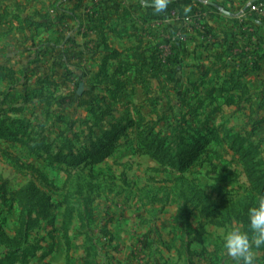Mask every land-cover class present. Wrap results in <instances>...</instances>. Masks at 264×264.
<instances>
[{
    "label": "rangeland",
    "instance_id": "374dc122",
    "mask_svg": "<svg viewBox=\"0 0 264 264\" xmlns=\"http://www.w3.org/2000/svg\"><path fill=\"white\" fill-rule=\"evenodd\" d=\"M74 1L0 0V117L31 124L28 135L0 133V264H236L222 235L246 229L264 193V58L254 63L264 10L244 13L254 0H198L203 8L185 16L190 0L163 11L156 0H83L91 13L117 12L107 39L123 59L105 76L93 75L107 52L92 53L101 27L94 36L78 28L76 40L65 26L79 17ZM35 19L49 27L30 26ZM239 25L263 42L240 63L214 55L233 41L211 46L199 32ZM233 70L247 90H208ZM39 134L53 156L29 149L44 153ZM253 251L264 264V245Z\"/></svg>",
    "mask_w": 264,
    "mask_h": 264
},
{
    "label": "trees",
    "instance_id": "16d2710c",
    "mask_svg": "<svg viewBox=\"0 0 264 264\" xmlns=\"http://www.w3.org/2000/svg\"><path fill=\"white\" fill-rule=\"evenodd\" d=\"M83 0H78L77 3L75 4V7H79V5L82 3ZM262 2V0H254V3H259ZM200 4H202L201 2H199L198 0H190V3L188 4H183V8L181 11L182 13L185 15L187 13V10H190L192 12L194 11H198V9L200 8ZM169 9L174 8V7H178L177 5V0H167V4H166ZM187 7H191V9H188ZM201 8H203L201 6ZM127 11V10H126ZM123 14H125V12ZM202 12V11H201ZM249 12V6H247V8L245 9L244 13ZM93 13H99L96 9L93 11ZM254 16H256L255 13H253ZM186 16V15H185ZM28 24L30 26L33 27H38V26H46L49 27V24L47 22H38V21H31L28 22ZM240 25L238 30H235L234 32H230L231 36H233V40H230L229 38V33L225 32L224 34L220 35V33H218L217 30L215 29H210L208 33H204V30H200L199 32L203 35V37H205L206 39H208V36H211V46L212 44L215 45H220V47L223 46H227V44H229V41H233L231 46H229L228 48H226L225 50H222L219 53L214 54L216 56V58H227L230 59L231 57H233L235 54H237V56L234 58V60L238 63L241 62V58H243L244 55H253L255 53H257V50H261L262 49V45H261V36L258 34V31H251L248 32L247 30H245V28ZM112 30H115V28H113ZM204 38V39H205ZM102 45L104 47V49L107 51L104 56H103V62H102V66L100 71L96 72L93 75H100V74H105V70L108 69L110 62L114 61V60H122L123 58V53L117 49H113L107 42V40L105 39V37L102 35ZM240 43L241 45L240 50H242L243 52L240 53L238 55V52H236L235 47L237 46V44ZM214 45V46H215ZM261 45V46H260ZM209 45H204L202 44V47L204 48H208ZM210 46V47H211ZM255 47V49H254ZM157 54L160 53L159 49H155ZM235 50V52L233 51ZM231 51V52H230ZM233 51V52H232ZM230 52V53H229ZM245 52V53H244ZM244 53V54H243ZM135 54V53H133ZM139 54H137L138 56ZM260 58H264V55H259L258 57ZM140 59V58H139ZM153 64H152V70L156 71L157 67H159V64H161L160 59L155 58V55L153 53ZM258 60H255L254 63H258ZM137 63V62H136ZM159 63V64H158ZM142 67L144 68V64H142ZM258 68V67H256ZM259 69V68H258ZM121 70H115L114 73L112 74V76L117 75ZM138 73V72H137ZM243 73H239L238 70H233L231 74L226 75L225 79L222 81L221 84H223L224 86L216 88V87H211L208 88L209 89H214V90H232V89H237V90H241V91H245L248 89V87L246 86V82L244 80V75H242ZM108 74H105V76H107ZM231 84L232 86L227 87L225 85ZM124 84H122V88H123ZM120 87V88H121ZM30 122L25 120V119H20V118H14L11 116H2L0 117V133H17V134H26L28 135L30 132ZM32 129V128H31ZM147 133V132H146ZM145 134V133H144ZM159 133L154 134V127L150 128L148 130V138H156L157 136H159ZM41 137L42 135H38L37 137ZM47 138L42 136L41 138L37 139L35 138V142L39 143V148H41L43 150V154L41 153L40 150H38L36 147H30L29 149H31L32 153H36L39 154V156H44V155H54L55 152H53L52 146L53 143L51 142H46ZM88 150V153H92L95 154L96 152H94L93 148L94 146H85ZM248 150L250 151L251 155L253 157H257L259 154V149H258V145L256 144H249L248 146ZM61 156L63 157H72V158H77L79 155H81V151H79L78 153L72 152L71 154H64L62 151H60L59 153ZM91 154V155H92ZM31 196L35 197L34 191H30Z\"/></svg>",
    "mask_w": 264,
    "mask_h": 264
},
{
    "label": "clouds",
    "instance_id": "9594fccd",
    "mask_svg": "<svg viewBox=\"0 0 264 264\" xmlns=\"http://www.w3.org/2000/svg\"><path fill=\"white\" fill-rule=\"evenodd\" d=\"M167 0H156L157 11H163ZM247 228L233 227L221 238V246L236 264H256L254 248L264 245V193L256 196L247 210Z\"/></svg>",
    "mask_w": 264,
    "mask_h": 264
},
{
    "label": "crops",
    "instance_id": "0c3cea01",
    "mask_svg": "<svg viewBox=\"0 0 264 264\" xmlns=\"http://www.w3.org/2000/svg\"><path fill=\"white\" fill-rule=\"evenodd\" d=\"M78 0H75L74 1V3L75 2H77ZM111 2H116V0H110ZM73 3V9H75L74 11L75 12H77L78 14H79V17L77 18H74L73 19V21H71V20H66L65 18V20H64V23L66 24L65 26L66 27H69L68 26V24L69 25H71V28L73 27V30H74V32H73V37H75L76 38V40L78 39V37H82V35L84 36V34L83 33H81V32H79V30H78V28H81V29H85L88 33H87V36H90L91 34L90 33H94L93 34V36L95 35V30L96 31H98V27H101L100 29H102V31H100L99 32V41L102 43V34H103V36L105 37V39L107 40V42H108V39H107V36H108V38H109V32H107V28H109V27H111L112 26V23H111V21L112 20H115V18H116V13H114L113 14V16L111 15V14H109L110 16L108 17V15H106V14H104V12H103V10H104V8L102 9V10H100V12L99 13H91V12H89V8H87V7H84V5L81 3L80 5H79V7H75V4ZM119 9V8H118ZM117 8H116V10H118ZM116 10H114V11H116ZM98 11V10H97ZM81 12H83V14H82V16L80 15V13ZM86 13H87V15L88 14H90L91 13V16H86ZM84 16H86V18L84 17ZM108 17V18H107ZM36 20V19H35ZM240 20V19H239ZM37 21V20H36ZM72 22V23H71ZM96 22H98V23H102L103 25H98V24H96ZM49 23L52 25V22H50L49 21ZM240 26V25H239ZM204 31H206L205 29H204ZM78 32V33H77ZM107 32V33H106ZM86 36V35H85ZM75 38H74V40H75ZM262 38V37H261ZM73 39V38H72ZM97 41H98V39H97ZM260 41H261V39H260ZM93 43V42H92ZM108 44L110 45V43L108 42ZM261 44H263V42H261ZM111 46V45H110ZM112 47V46H111ZM101 48V49H100ZM113 48V47H112ZM113 49H117V48H113ZM100 51V50H104V47H103V45L101 44V45H99L98 47H96L95 49H93L92 50V53H94L93 51ZM104 51H106V50H104ZM261 55H264V53L263 54H261ZM257 60V59H256ZM255 61V60H254ZM260 61V59H258V62ZM257 65H259V63H257Z\"/></svg>",
    "mask_w": 264,
    "mask_h": 264
},
{
    "label": "built area",
    "instance_id": "2783aa9c",
    "mask_svg": "<svg viewBox=\"0 0 264 264\" xmlns=\"http://www.w3.org/2000/svg\"><path fill=\"white\" fill-rule=\"evenodd\" d=\"M263 10H264V2L254 3V1H252L251 4L249 5V12H251L252 14L262 13Z\"/></svg>",
    "mask_w": 264,
    "mask_h": 264
},
{
    "label": "water",
    "instance_id": "95a60500",
    "mask_svg": "<svg viewBox=\"0 0 264 264\" xmlns=\"http://www.w3.org/2000/svg\"><path fill=\"white\" fill-rule=\"evenodd\" d=\"M81 89H82V87H80V90L79 91H81Z\"/></svg>",
    "mask_w": 264,
    "mask_h": 264
}]
</instances>
